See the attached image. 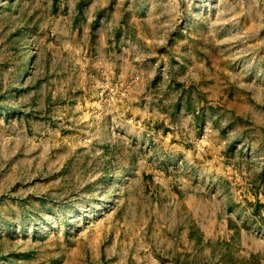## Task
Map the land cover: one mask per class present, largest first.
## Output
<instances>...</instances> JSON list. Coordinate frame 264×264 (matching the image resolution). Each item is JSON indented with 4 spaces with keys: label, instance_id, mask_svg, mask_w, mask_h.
I'll return each instance as SVG.
<instances>
[{
    "label": "rangeland",
    "instance_id": "1",
    "mask_svg": "<svg viewBox=\"0 0 264 264\" xmlns=\"http://www.w3.org/2000/svg\"><path fill=\"white\" fill-rule=\"evenodd\" d=\"M0 264H264V0H0Z\"/></svg>",
    "mask_w": 264,
    "mask_h": 264
}]
</instances>
